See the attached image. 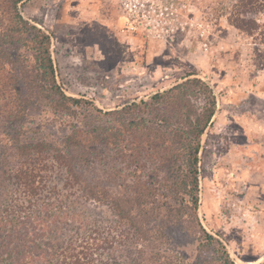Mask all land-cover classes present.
<instances>
[{
	"label": "rangeland",
	"instance_id": "obj_1",
	"mask_svg": "<svg viewBox=\"0 0 264 264\" xmlns=\"http://www.w3.org/2000/svg\"><path fill=\"white\" fill-rule=\"evenodd\" d=\"M9 3L0 0L2 27L15 21ZM17 11L49 35L62 92L100 111L91 115L89 106L82 105L87 113L72 106L66 115L43 102L28 114L19 140H43L49 150L66 153L65 136L74 131L116 127L128 119L129 112L121 113L132 104L186 80H201L212 89L216 107L198 153L199 221L236 264H263L264 0H26ZM23 38L14 35L9 53L27 56L32 65ZM188 89L187 100L201 113L206 98ZM170 103L153 114H169ZM99 146L85 176L109 183L127 177L129 170L119 172L125 164L117 149ZM157 158H142L145 168L138 173L165 190L177 180L178 163L161 164ZM89 211L103 219L110 214L107 205ZM166 233L172 252L197 260L199 242L180 227L168 226Z\"/></svg>",
	"mask_w": 264,
	"mask_h": 264
},
{
	"label": "trees",
	"instance_id": "obj_2",
	"mask_svg": "<svg viewBox=\"0 0 264 264\" xmlns=\"http://www.w3.org/2000/svg\"><path fill=\"white\" fill-rule=\"evenodd\" d=\"M9 1L15 21L0 26V264H236L197 214L198 153L215 112L212 89L189 79L156 93L127 107L121 114L129 112L128 119L116 127H88L65 136L66 153L49 150L43 140H19L28 114L43 102L66 115L72 106L100 111L62 92L49 35L19 15L17 5L26 0ZM14 35L24 36L21 46L30 50L32 65L27 56L9 53ZM188 88L206 98L201 113L187 100ZM166 101L172 112L153 114ZM98 146L117 149L125 164L119 172L129 170L127 177L110 184L85 176ZM152 156L161 164L178 163L177 180L168 179L165 190L138 173L145 168L142 158ZM58 169L60 177L53 175ZM100 205L109 207V218L92 216L89 207ZM168 226L199 242L197 260L169 249Z\"/></svg>",
	"mask_w": 264,
	"mask_h": 264
}]
</instances>
